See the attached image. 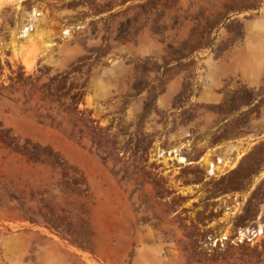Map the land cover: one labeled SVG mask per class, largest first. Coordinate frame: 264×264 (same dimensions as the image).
Wrapping results in <instances>:
<instances>
[{
  "label": "rangeland",
  "instance_id": "1",
  "mask_svg": "<svg viewBox=\"0 0 264 264\" xmlns=\"http://www.w3.org/2000/svg\"><path fill=\"white\" fill-rule=\"evenodd\" d=\"M258 225L264 0H0V264H264Z\"/></svg>",
  "mask_w": 264,
  "mask_h": 264
},
{
  "label": "bare ground",
  "instance_id": "2",
  "mask_svg": "<svg viewBox=\"0 0 264 264\" xmlns=\"http://www.w3.org/2000/svg\"><path fill=\"white\" fill-rule=\"evenodd\" d=\"M35 11V10H34ZM33 14L34 15H37L38 13L37 12H33ZM30 30V26H28L27 24L26 25H24L23 26V28H22V34L23 35H28V31ZM169 152V151H168ZM171 152V151H170ZM174 152V151H173ZM178 152V151H177ZM181 154V153H180ZM180 154H178V153H176V155H178V158L177 159H179V161H181V162H183V161H186L187 159H186V157L185 156H183V155H180ZM175 155V156H176ZM180 155V156H179ZM186 164V163H185ZM210 166H211V168H210V172H213L215 169H216V164L215 163H212V162H210V164H209ZM222 171V170H221ZM223 172V171H222ZM253 229V228H252ZM247 233H251L252 235H261V234H264V228H263V226L262 225H258V227L257 228H255V230H253V231H251V230H249V231H245V232H241V236L243 237V236H245V235H247ZM226 236H224V238H225Z\"/></svg>",
  "mask_w": 264,
  "mask_h": 264
}]
</instances>
